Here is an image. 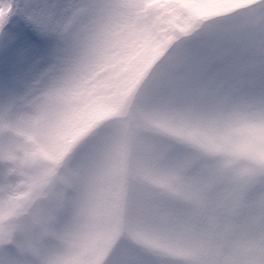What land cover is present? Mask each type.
Wrapping results in <instances>:
<instances>
[{
  "label": "snow or ice",
  "instance_id": "snow-or-ice-1",
  "mask_svg": "<svg viewBox=\"0 0 264 264\" xmlns=\"http://www.w3.org/2000/svg\"><path fill=\"white\" fill-rule=\"evenodd\" d=\"M45 122L42 161L15 130ZM221 149L245 165L226 211L264 221V0H0V264L194 251L165 197Z\"/></svg>",
  "mask_w": 264,
  "mask_h": 264
},
{
  "label": "clouds",
  "instance_id": "clouds-1",
  "mask_svg": "<svg viewBox=\"0 0 264 264\" xmlns=\"http://www.w3.org/2000/svg\"><path fill=\"white\" fill-rule=\"evenodd\" d=\"M223 156H215L212 163L222 167ZM233 174L223 171V180L232 181ZM215 219H202L191 226L196 240L195 250L185 249L169 254L156 248H146L145 253L154 258H166L165 264H248L251 252L248 242L264 237V221L255 209H242L236 213L219 212ZM184 224L164 225L172 230H182ZM131 246V244L129 245ZM107 264H127L121 247L115 246L109 253Z\"/></svg>",
  "mask_w": 264,
  "mask_h": 264
},
{
  "label": "rangeland",
  "instance_id": "rangeland-1",
  "mask_svg": "<svg viewBox=\"0 0 264 264\" xmlns=\"http://www.w3.org/2000/svg\"><path fill=\"white\" fill-rule=\"evenodd\" d=\"M44 131L37 139L26 128L15 130L16 137L26 143L34 145V151L39 159L46 161L54 145L50 142L58 138V133L52 128L51 124L45 122ZM215 156L225 157L222 167H217L212 163ZM227 165V166H226ZM242 160H232L229 164V157L225 150L221 149L206 161H197L186 173V184L178 195H167L165 197V207L174 210L169 223H181L191 226L193 223L202 219H214L216 213L225 212L231 207L235 192V185L231 181L226 183L222 176L223 171L228 170L232 174L243 168ZM130 183L136 185L137 194L142 196L145 191V183L136 176L129 177ZM160 191V189H156Z\"/></svg>",
  "mask_w": 264,
  "mask_h": 264
}]
</instances>
